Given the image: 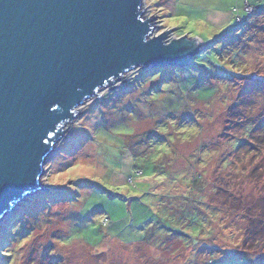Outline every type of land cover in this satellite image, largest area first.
<instances>
[{
	"label": "rangeland",
	"instance_id": "rangeland-1",
	"mask_svg": "<svg viewBox=\"0 0 264 264\" xmlns=\"http://www.w3.org/2000/svg\"><path fill=\"white\" fill-rule=\"evenodd\" d=\"M143 6L203 49L74 110L0 220V264H264V0Z\"/></svg>",
	"mask_w": 264,
	"mask_h": 264
},
{
	"label": "water",
	"instance_id": "water-1",
	"mask_svg": "<svg viewBox=\"0 0 264 264\" xmlns=\"http://www.w3.org/2000/svg\"><path fill=\"white\" fill-rule=\"evenodd\" d=\"M143 13V0H0V220L43 190L77 107L132 70L185 68L203 49L173 29L153 36L157 18Z\"/></svg>",
	"mask_w": 264,
	"mask_h": 264
},
{
	"label": "trees",
	"instance_id": "trees-1",
	"mask_svg": "<svg viewBox=\"0 0 264 264\" xmlns=\"http://www.w3.org/2000/svg\"><path fill=\"white\" fill-rule=\"evenodd\" d=\"M241 20V19H240ZM224 29H231V28H227V26H224ZM234 29H237V28H234ZM222 41H226L227 42V34H225L223 37H222V40H218L217 42H222ZM207 48L204 46V50L203 51H205ZM192 62V61H191ZM191 64V63H190ZM189 66H191V65H189ZM188 66V67H189ZM172 68H177V67H172ZM187 68V66L185 67V68H179V69H183V70H185ZM142 75H144V73L142 74ZM137 171V174H141L142 173V170L141 169H138V170H136ZM107 220V219H106ZM108 222V221H107ZM257 241H264V239L263 238H261V237H259V239L258 240H256L255 242L257 243Z\"/></svg>",
	"mask_w": 264,
	"mask_h": 264
},
{
	"label": "crops",
	"instance_id": "crops-1",
	"mask_svg": "<svg viewBox=\"0 0 264 264\" xmlns=\"http://www.w3.org/2000/svg\"><path fill=\"white\" fill-rule=\"evenodd\" d=\"M226 14V18L225 19H227V23L228 22H231V18L229 17V15L227 14V12L225 13ZM216 15H218V14H216ZM216 17H218V16H216ZM211 20H212V18H211ZM215 21V20H214ZM208 22H209V20H208ZM213 22V21H212ZM210 23V22H209ZM210 24H212V23H210ZM212 25H214V24H212ZM227 25V24H226ZM214 26H217V25H214ZM225 26V25H224ZM222 27V26H221Z\"/></svg>",
	"mask_w": 264,
	"mask_h": 264
}]
</instances>
